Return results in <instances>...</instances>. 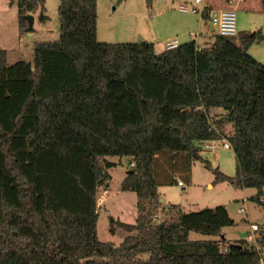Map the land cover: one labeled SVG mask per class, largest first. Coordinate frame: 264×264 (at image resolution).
<instances>
[{"label": "trees", "instance_id": "trees-1", "mask_svg": "<svg viewBox=\"0 0 264 264\" xmlns=\"http://www.w3.org/2000/svg\"><path fill=\"white\" fill-rule=\"evenodd\" d=\"M11 3L21 31H32L25 16L37 10L47 20L44 0ZM58 17L59 40L34 44L31 63L7 66L0 50V264H260L245 240L222 238L234 223L224 206L177 210L163 225L153 218L158 183L189 176L192 162L214 183L255 189L251 200L264 210V65L247 53L264 37L215 36L156 53L145 41L97 42L96 0H60ZM219 139L234 154L233 177L200 156ZM110 157L130 159L127 189L137 199L118 246L96 230ZM190 232L218 239L191 241Z\"/></svg>", "mask_w": 264, "mask_h": 264}, {"label": "rangeland", "instance_id": "rangeland-1", "mask_svg": "<svg viewBox=\"0 0 264 264\" xmlns=\"http://www.w3.org/2000/svg\"><path fill=\"white\" fill-rule=\"evenodd\" d=\"M59 2L44 0V16L47 20L41 22L40 10L35 11L31 14L32 31L24 32L20 29L16 3L0 0V50L6 52L7 66L19 61L31 63L34 44L59 40ZM238 2L235 11L236 33L256 32L259 37H264V12L258 10L254 0ZM182 5L186 6L187 11L179 10ZM191 6L192 0H123L122 3H117V0H96V40L106 44L145 41L154 46L156 53L166 50L168 37H171L169 41L177 40L178 45L192 40L199 47L212 44L216 35L206 19L190 12ZM204 37H207L208 42L204 43ZM251 49L252 54H256L253 58L264 65V41H254ZM221 113V109L211 110L214 118H219ZM222 130L224 135H228L232 127L226 124ZM226 143L225 139L205 143L201 146L200 156L210 163L213 170L218 169L223 175L233 177L235 157L231 148H224ZM206 145H211V148H206ZM107 160L116 166L108 170L111 177L109 188L106 191L100 188L96 194V230L101 242L118 246L126 234L119 224H134L137 199L135 193L127 189L131 180L130 159L110 157ZM163 161L161 159L158 163ZM189 170V176L176 172L164 175L158 183L156 192L162 210L157 211L159 218L154 222H170L177 217L178 211L190 213L224 206L234 222L223 229L224 238L229 243L239 240V233L249 231L251 224L264 225V210L251 200L257 193L255 189H234L228 182L214 183L213 173L201 162H192ZM177 181L183 182L184 187H179ZM99 198H103L100 206L97 203ZM188 238L191 241L218 239L194 232H190ZM141 258L147 261L148 256L143 255Z\"/></svg>", "mask_w": 264, "mask_h": 264}, {"label": "built area", "instance_id": "built-area-1", "mask_svg": "<svg viewBox=\"0 0 264 264\" xmlns=\"http://www.w3.org/2000/svg\"><path fill=\"white\" fill-rule=\"evenodd\" d=\"M225 8L220 10H210L207 8L204 0H192V6L190 12L192 14H199L203 19H206L216 36L222 37H235V11L236 7L233 4V0H223ZM181 11H187V8L180 7ZM178 46L175 40L165 43V49L171 50ZM206 148H211V145H206ZM224 148H230L229 144H224ZM177 185L181 188L184 187L182 182H177ZM98 206L103 203V198L97 200ZM156 221V217L153 218ZM249 231H245L244 240L253 247V250L258 256L260 264H264V245H260V234L264 232V225L259 226L257 224H251Z\"/></svg>", "mask_w": 264, "mask_h": 264}, {"label": "crops", "instance_id": "crops-1", "mask_svg": "<svg viewBox=\"0 0 264 264\" xmlns=\"http://www.w3.org/2000/svg\"><path fill=\"white\" fill-rule=\"evenodd\" d=\"M123 2V0H121L120 1V3H122ZM204 2H205V4H206V6H207V8L208 9H210V10H220V9H224L225 8V3H224V1L223 0H221V1H215V0H204ZM261 2V0H254V3L257 5V8H258V10H262V12H264V10H263V6H262V2ZM244 3H245V1H244ZM233 4H234V6L236 7V10H237V8H238V4H239V2H238V0H233ZM180 7H184V5H182V6H180ZM180 7H179V10H180ZM186 7V6H185ZM241 35H246V36H249L250 38H255L256 37V35H257V33L255 32V33H251V34H249V33H246V32H243V33H236V36H235V38H236V44H238V38L241 36ZM258 37V36H257ZM260 37H263V36H260ZM171 37H168L166 40V42L165 43H167L168 41H169V39H170ZM207 37H204V43H206V42H208L207 41V39H206ZM257 40V39H256ZM255 40V41H256ZM176 42H177V40H175ZM262 41H264V40H262ZM260 42V41H259ZM187 43V42H186ZM177 44H178V42H177ZM254 44V42L251 44V46L248 48V51H247V53L249 52L252 56V58L253 57H256V54L254 53V54H252V45ZM248 53V54H249ZM255 59V58H254ZM256 60V59H255ZM257 61V60H256ZM258 62V61H257ZM260 63V62H259ZM110 162V161H109ZM159 203V202H158ZM161 204V202L159 203V208H158V212L160 211V210H162V206L160 205ZM157 212V213H158ZM155 217H156V219L157 218H159V215H155ZM160 221V220H159ZM158 221V222H159ZM163 221H165V220H163ZM160 222H162V221H160ZM123 223V222H122ZM222 232H223V230H222ZM125 236H126V234H125ZM124 239V238H123Z\"/></svg>", "mask_w": 264, "mask_h": 264}, {"label": "water", "instance_id": "water-1", "mask_svg": "<svg viewBox=\"0 0 264 264\" xmlns=\"http://www.w3.org/2000/svg\"><path fill=\"white\" fill-rule=\"evenodd\" d=\"M120 1L121 0H117V3H120ZM25 19H26V21L29 23V25L30 26H32V24H33V17H32V15H26L25 16ZM164 224V222H162L161 223V225H163ZM245 232H243V233H239V237H240V239H244V237H245ZM222 238H224L223 236H222ZM235 247H239V248H241V246H237V245H234Z\"/></svg>", "mask_w": 264, "mask_h": 264}]
</instances>
